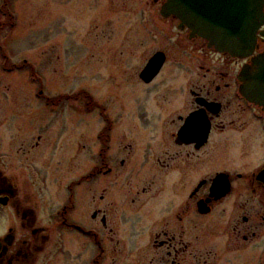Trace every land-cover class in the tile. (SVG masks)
<instances>
[{
    "label": "flooded vegetation",
    "instance_id": "flooded-vegetation-1",
    "mask_svg": "<svg viewBox=\"0 0 264 264\" xmlns=\"http://www.w3.org/2000/svg\"><path fill=\"white\" fill-rule=\"evenodd\" d=\"M57 2L94 24L107 0ZM168 2L120 0L121 46L88 67L105 76L85 92L99 114L79 109L80 93L49 97L28 71L45 113L0 137V264H264V109L242 81L264 56V0H186L183 13ZM223 24L252 34L248 51L220 46ZM73 108L85 130L65 147L51 128Z\"/></svg>",
    "mask_w": 264,
    "mask_h": 264
},
{
    "label": "rangeland",
    "instance_id": "rangeland-1",
    "mask_svg": "<svg viewBox=\"0 0 264 264\" xmlns=\"http://www.w3.org/2000/svg\"><path fill=\"white\" fill-rule=\"evenodd\" d=\"M94 2L95 5L98 4V0ZM103 3L106 5V17L105 14L100 16L94 24H73L67 17L73 13L71 8L67 10L64 3L63 9L57 0H0V137L6 142H9L12 135H19V127L27 121L22 116L45 113L37 107L39 102L34 99L33 94L37 86L28 71L34 70L38 78L42 76L44 91L49 97H72L80 93L79 109L87 114L96 110L93 107L89 112L85 92L93 95L94 88L97 91L100 86L104 89L107 85L103 79L104 74L93 73L88 68L97 65L96 61L94 63L91 60V56L101 54L108 43L113 50H119L122 43L120 20L124 18L120 0H107ZM60 13L65 15L64 19ZM102 18H108L106 24L102 23ZM132 22L131 20L128 24ZM151 49L154 48L149 45V52ZM142 53L147 54L146 49ZM5 68L15 69L17 72L4 73ZM97 97L99 96L95 95L98 109L105 108L103 96ZM62 105L55 108L62 109ZM78 112L74 108L69 112L63 111L65 117L62 118L68 121L67 124L63 125L59 121L51 128L55 133L60 131L56 134L65 135L62 146L77 145L80 135H83L85 129L75 122V113ZM95 113L99 114L97 111ZM14 115H21L17 118L15 127L12 126ZM27 129L23 127L21 132ZM51 133L48 134L50 137L45 147L49 157L57 140ZM32 134L35 133L32 131ZM64 148L63 151H66ZM64 155H60L62 161ZM55 158L59 162V157Z\"/></svg>",
    "mask_w": 264,
    "mask_h": 264
},
{
    "label": "water",
    "instance_id": "water-1",
    "mask_svg": "<svg viewBox=\"0 0 264 264\" xmlns=\"http://www.w3.org/2000/svg\"><path fill=\"white\" fill-rule=\"evenodd\" d=\"M186 0H170L166 6L167 10L183 13L185 11ZM253 24V21L251 22ZM258 23L255 22V25ZM219 44L224 49L231 52L243 53L249 50L253 43L251 33H246L245 27L241 26L236 30L232 24H223L220 26ZM238 34V36L236 35ZM160 68V66H159ZM159 68L155 61L145 72V80L151 81L158 74ZM242 81L244 82L243 92L251 102L264 109V56L257 58L253 66L245 71Z\"/></svg>",
    "mask_w": 264,
    "mask_h": 264
},
{
    "label": "bare ground",
    "instance_id": "bare-ground-1",
    "mask_svg": "<svg viewBox=\"0 0 264 264\" xmlns=\"http://www.w3.org/2000/svg\"><path fill=\"white\" fill-rule=\"evenodd\" d=\"M245 73V72H244ZM244 75V74H243Z\"/></svg>",
    "mask_w": 264,
    "mask_h": 264
}]
</instances>
